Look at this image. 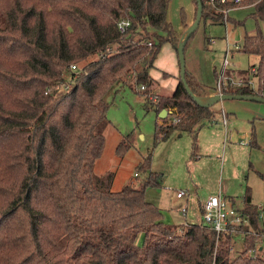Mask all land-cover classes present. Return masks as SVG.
Returning a JSON list of instances; mask_svg holds the SVG:
<instances>
[{"label": "trees", "instance_id": "1", "mask_svg": "<svg viewBox=\"0 0 264 264\" xmlns=\"http://www.w3.org/2000/svg\"><path fill=\"white\" fill-rule=\"evenodd\" d=\"M200 1L202 17L186 41V58L202 24L236 28L246 20L225 17L209 0ZM170 2L0 0V264H264V256L254 253L264 239V205L252 202L249 189L241 210L252 231L239 226L244 247L233 256L232 232L218 234L203 223L168 224L162 208L146 198L148 187L161 186V173L151 168L153 151L137 165L147 174L139 187L114 191V172H95L110 125L106 96L119 84L144 86L146 106L154 104L158 115L167 112L156 123L155 146L188 132L195 150L200 126L217 115L219 102L197 101L181 76L167 92L151 74L163 44L177 50L182 42L168 17ZM245 3L253 7L250 17L257 28L245 34L238 50L258 56L259 62L240 76L227 68L225 74L242 84L221 92L264 96V0L221 7ZM183 18L187 31L185 11ZM123 20L130 25L121 32ZM71 64L77 70L58 92ZM221 72H214L216 84L205 83L186 60V81L197 97L218 92ZM251 72L257 79L252 84ZM248 144L259 147L254 126ZM132 147L127 134L115 151L124 157Z\"/></svg>", "mask_w": 264, "mask_h": 264}, {"label": "rangeland", "instance_id": "2", "mask_svg": "<svg viewBox=\"0 0 264 264\" xmlns=\"http://www.w3.org/2000/svg\"><path fill=\"white\" fill-rule=\"evenodd\" d=\"M196 6L195 0L170 2L168 17L180 32L182 40L189 30H183L186 21L183 11L191 26L195 21ZM252 11L253 7L245 3L230 12L231 17L246 19L244 25L236 28L231 23L201 25L187 50V67L194 75L205 83L216 84L214 72L217 70L220 73L222 70L228 44L233 55L230 52L231 65L229 63L227 70L237 71L231 75H238L240 70L259 62L258 56L236 48V45L242 44L245 34L256 31L255 20L250 17ZM262 29L264 31V24ZM177 54L171 43L163 44L151 70L155 80L161 83L160 87L167 92H171L175 84L176 74L173 72L179 61ZM93 58L96 59V56ZM73 65L65 73L64 84L57 87L58 92L66 89L70 71L77 70L73 69ZM248 78L251 84L257 80L252 72ZM106 98L110 103L107 114L110 125L105 130V147L96 162L95 172H114L112 190H120L129 184L139 187L147 174L138 172L137 165L153 151L151 168L161 173V186L148 187L146 198L163 209L164 221L168 224L202 223L200 204L213 195L234 197L235 206L241 208L242 198L249 189L252 202L258 206L264 205V179L261 177L264 174V111L257 112L251 118L242 113L235 114L237 116L225 113L228 120L225 123L221 107L223 102L215 104L218 113L214 119L205 120V124L200 126L193 150V138L188 132L176 133L154 145L156 123L163 119L159 117L154 104L149 102V106H146L147 97L134 81L119 84ZM244 101L247 100H239ZM259 104L264 107V104ZM253 126L259 147L248 144ZM127 134L133 147L121 157L115 149ZM178 192L182 193L181 197L177 196ZM232 237V253L236 256L244 247L243 233L235 231Z\"/></svg>", "mask_w": 264, "mask_h": 264}, {"label": "built area", "instance_id": "3", "mask_svg": "<svg viewBox=\"0 0 264 264\" xmlns=\"http://www.w3.org/2000/svg\"><path fill=\"white\" fill-rule=\"evenodd\" d=\"M210 3L217 8L219 11H222L227 17L230 12L234 9L221 7L222 5L227 4L228 2H234L236 4L241 3L242 0H209ZM130 25L129 20H123L119 22L118 28L121 32H124L126 27ZM240 45H236V48H239ZM227 52L223 60V69L220 75V79L217 82V93H222V89L226 88L228 85L239 86L242 84L241 80H235L233 77H230L225 74L227 67L229 66V56L231 48L227 47ZM73 69H76V65L72 66ZM145 87L142 86L141 89ZM226 122V120H225ZM137 175V173H136ZM178 197L182 196L181 192L177 193ZM262 208V206H260ZM202 223L209 226L211 229L215 230L218 234L226 233H235V231L243 230L239 226H247L249 231H252L249 217L244 215L241 208L235 206V202L229 199L226 196L222 195H213L206 202L202 204ZM260 219L264 225V210L260 209ZM260 251H254L255 254H261L264 256V239L260 243Z\"/></svg>", "mask_w": 264, "mask_h": 264}, {"label": "water", "instance_id": "4", "mask_svg": "<svg viewBox=\"0 0 264 264\" xmlns=\"http://www.w3.org/2000/svg\"><path fill=\"white\" fill-rule=\"evenodd\" d=\"M198 1V8H197V16L194 21V23L189 27V30L187 31L184 39L180 43V45L177 47L178 52V58L180 62V76L181 79L187 89V91L194 96V98L199 101L200 103L204 104L199 100V97H197L195 94L192 93L189 85L186 81V55H185V45L186 41L191 37L192 33L197 29L198 25L200 24L201 17H202V11H203V5L200 0ZM225 100H249V101H256L264 103V96H257V95H241V94H226V93H216L211 97L210 103L206 104H213L215 102L225 101ZM167 115V112L164 110L159 114V117L161 119L165 118Z\"/></svg>", "mask_w": 264, "mask_h": 264}, {"label": "crops", "instance_id": "5", "mask_svg": "<svg viewBox=\"0 0 264 264\" xmlns=\"http://www.w3.org/2000/svg\"><path fill=\"white\" fill-rule=\"evenodd\" d=\"M252 33H254V32H252ZM251 33V34H252ZM213 41H214V39H212ZM228 43V42H227ZM228 46H230L231 47V45H229L228 44ZM227 46V47H228ZM231 50H232V48H231ZM233 51V50H232ZM232 51H231V53H232ZM226 55V54H225ZM232 55H233V53H232ZM177 56H178V54H177ZM175 60V59H174ZM230 65H231V62H230ZM246 69H244V70H242V71H245ZM236 70L234 69V71H231L233 74H236V72H235ZM241 70L238 72L239 74L238 75H236V76H240V73L242 72ZM173 73H175L176 74V80L174 81L175 82V84H174V87H173V89H171L172 91L176 88V86H177V84H178V81H179V76H180V62L178 61V65H176V67H175V69H174V72ZM152 74V73H151ZM242 74V73H241ZM152 76H153V74H152ZM154 77V76H153ZM161 84V83H160ZM164 87V86H163ZM166 87V86H165ZM170 90V89H169ZM214 94H212V95H210V96H205V97H199V100L201 101V102H203L204 104H206V103H210V101H211V97L213 96ZM236 101H238V102H236ZM220 102H223L222 104H221V107H222V110H223V119H224V122H225V120H226V122L225 123H228L227 121V117H226V114L225 113H228V116H229V113H231V114H233V115H235V114H243V115H245L246 117H248V118H251V117H253L257 112H261V110L262 111H264V107L262 106V105H260L259 103H261V102H256V101H244V102H239V100H225V101H220ZM217 104V103H216ZM262 104H264V103H262ZM215 109H216V106L214 107ZM217 110V109H216ZM218 113V112H217ZM235 116H237V115H235ZM264 118V117H263ZM212 120V119H211ZM205 123H203V125H204ZM229 199H230V197H229ZM234 201V200H233ZM203 204V203H202ZM202 204H200V205H202ZM163 210V209H162ZM200 212H201V209H200ZM164 213V212H163ZM186 224H188V223H186ZM181 225H183V224H181Z\"/></svg>", "mask_w": 264, "mask_h": 264}]
</instances>
